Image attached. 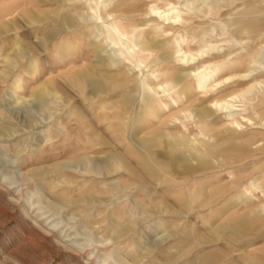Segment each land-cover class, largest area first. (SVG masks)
<instances>
[{
	"label": "rangeland",
	"instance_id": "1",
	"mask_svg": "<svg viewBox=\"0 0 264 264\" xmlns=\"http://www.w3.org/2000/svg\"><path fill=\"white\" fill-rule=\"evenodd\" d=\"M136 2L0 0V264H264V0H171L214 46L203 79L235 77L206 96L178 39L166 67L124 58L168 7ZM143 82L176 87L146 111Z\"/></svg>",
	"mask_w": 264,
	"mask_h": 264
},
{
	"label": "bare ground",
	"instance_id": "2",
	"mask_svg": "<svg viewBox=\"0 0 264 264\" xmlns=\"http://www.w3.org/2000/svg\"><path fill=\"white\" fill-rule=\"evenodd\" d=\"M155 1H158V0H137L136 4H134L130 8L129 11L133 10V11L137 12L140 9L142 4H144V3H152V2H155ZM164 1H166L165 5L168 6L167 8L161 9V8H158L157 7L158 5L156 6L155 4H153L154 6H152V8L148 7L149 10H150L149 13L151 14V15L149 14L150 18H151V19L150 18L149 19L153 23L147 29V35L150 36V38L146 37V39H144L142 37L141 33H139L137 35V37H135L137 39L135 41H132V43H130L131 46L126 48V50L130 49V51L129 50H128L129 52L127 51L128 55L124 56V58L126 60H128L129 62H134V63L136 62L138 65H136V63H135V66H137V67H141L140 65H142V64H144L142 67H149V65H151V63H154V62H157L158 65L162 64V67H166L167 63L169 61L165 62L166 56H164L162 52L165 50L164 46L166 45V42L169 39L173 38L174 40L178 39L179 41H176V44H177L178 48L175 49L174 53H172V54H174V56H171L170 59L173 60V62H175V64L178 66V68L186 69L188 71L186 73V75L184 74L185 78L198 77V81H197L196 85H197L198 93L201 96H203V95L206 96L208 93H211L212 91H215V90L219 89L221 86L224 85V83L235 79V77H226V78H224L222 80H218V81L214 80L212 82L211 81L207 82L206 80L203 79V76L201 74V72L203 70L204 71L211 70L212 71L211 76L213 74H217V72L219 71V69H218L219 68V64L216 63V62L215 63L212 62V57H211L212 55L208 56V54H210L209 52L212 50V48L214 46H211V45H209V43L204 41V30L200 26V24H198V23L195 24V22L193 21V18H192L193 15L192 16H187V15L182 16L180 11H178V10L176 11L175 10L177 8L175 7L174 2H171V0H164ZM177 4H176V6H177ZM113 6H114V3H112V5L106 11L105 15L111 16V17L113 16V8H114ZM193 7L194 6H192V8ZM186 10H188V9H186ZM125 12H127V10L122 11V13H125ZM162 18H164L165 21H168L167 23L165 22L166 23L165 26H161L162 24L158 23L159 19L161 20ZM196 18H198V17H196ZM241 18H235L234 21H232L234 26L232 24L231 25L233 27H235L236 30L239 31V32H247V33L251 32L253 28L251 26L247 25V24L243 25V20ZM177 22L180 23L179 27L175 26V23H177ZM230 23L231 22H229L228 25ZM113 27H114V32L116 34H119L120 37L125 36V34H127V33H121L117 28H115V26H113ZM230 29H231V27H230ZM114 37H116V36H114ZM110 42L113 43L114 45L118 43L117 42V38H116V41L114 39H112ZM191 42H195V45L198 47L194 51H192L191 48H190V43ZM183 43H184V46L181 47V44H183ZM217 45L215 44V47ZM135 47H137V48H135ZM123 51H124V49H123ZM153 51L157 52L159 54V56L157 57V59H153V60L151 59V61H148L150 56H151V53ZM119 54H120V52H119ZM122 58H123V56H122ZM158 61H160V63H158ZM231 63H233V62H231ZM226 64H230V63H226ZM250 71H252V70H250ZM150 73H151L152 76H154V78H156V76L154 75V71H151ZM239 77L242 79V78H246L247 75H243V76L241 75ZM174 80L179 81V80H181V78L177 77ZM250 82L251 83L247 85V87L241 92L240 95L232 96L229 99L224 100V101L211 100L209 102L210 106L213 107V105H216V107H218V108H220L222 110L223 109H231L233 112L234 111H239L237 109H232L233 105H232L231 101L233 99H238V98H241V101H243L244 100L243 95L249 93L255 87H258V89H259L260 84H261V81L256 80V79H251ZM167 83L168 82H163L162 84H166L167 85ZM162 84L157 85L158 88L154 89V88L149 87L146 83H144V82L142 83V86H144L146 89L151 91V93H153V94L146 93L148 90L145 92L146 93V95H145L146 97H145V99H143L144 101L142 102V109L143 110H146V111L149 110L150 111V108L152 107V104L154 103V99L152 98V96L154 94H156L157 90L161 89L162 93H164V92H167V91L171 90L172 88L176 87V84L174 82H170V85H169L170 89H164L165 86L162 87ZM183 98L184 97H180V100H182ZM149 111H148V113H150ZM207 112H208L207 109H203L201 111V114L205 115V113H207ZM238 116L239 115H237V114L230 115V120L231 121H230V123L228 125H230V126H239L240 125V121L239 120L243 121L245 118L241 117L240 119H238L237 118ZM174 119L176 120V118H174ZM209 140H210V137H207L206 141L208 142ZM183 144L184 143H182V145Z\"/></svg>",
	"mask_w": 264,
	"mask_h": 264
},
{
	"label": "snow or ice",
	"instance_id": "3",
	"mask_svg": "<svg viewBox=\"0 0 264 264\" xmlns=\"http://www.w3.org/2000/svg\"><path fill=\"white\" fill-rule=\"evenodd\" d=\"M213 107H216V105H213Z\"/></svg>",
	"mask_w": 264,
	"mask_h": 264
}]
</instances>
